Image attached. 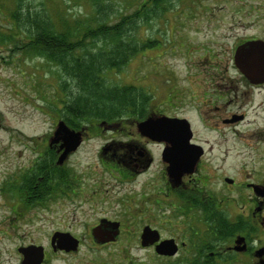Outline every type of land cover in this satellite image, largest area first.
Returning <instances> with one entry per match:
<instances>
[{"label":"flooded vegetation","instance_id":"af4514ba","mask_svg":"<svg viewBox=\"0 0 264 264\" xmlns=\"http://www.w3.org/2000/svg\"><path fill=\"white\" fill-rule=\"evenodd\" d=\"M204 1L180 0L176 9L173 2L165 9L173 20L167 19L165 31L172 28V34L164 52L179 51L184 70L175 77L164 68L162 87L154 84L146 109L136 103L111 119L98 113L77 119L72 106L68 122L57 119L53 133L33 140L34 160L0 188L9 229L34 211L73 207L84 222L94 221L85 236L96 245L126 235L151 253L154 264H264V0ZM147 120L173 127L166 124L157 140L139 130ZM60 121L82 134L67 154L65 141L54 135ZM125 124L127 134L103 136ZM100 137L98 151L81 152ZM80 157L99 164L88 168L92 164ZM111 181L119 187L114 194ZM114 203L121 205L118 214L97 218L81 211ZM61 233L83 238L53 231L52 251L70 254L51 245ZM30 245L41 246L21 243L18 264L24 261L20 249Z\"/></svg>","mask_w":264,"mask_h":264},{"label":"rangeland","instance_id":"374dc122","mask_svg":"<svg viewBox=\"0 0 264 264\" xmlns=\"http://www.w3.org/2000/svg\"><path fill=\"white\" fill-rule=\"evenodd\" d=\"M102 1L110 6L106 10L109 15L106 20L111 26H115L121 19L135 14L143 0ZM179 1H173L175 9L178 7ZM204 4L211 5L212 1L205 0ZM95 10L91 0H0V36L4 35L7 38L4 41L0 40L1 189L7 180H12V178L16 180L21 173L19 171L23 170L24 166H27L36 157L30 150L33 148V140L38 137L44 138L53 133L57 119L69 121L67 118L70 116L71 100L78 92L76 80L64 72L63 66L40 54L38 51L41 49L32 45L25 30L18 29L20 27L15 17L16 12L21 13L17 18L22 19L24 16L23 23L33 20L37 14L40 15L43 22H48L50 17L51 21L57 23V28L54 29L56 34L69 24L73 29L71 43L74 46V54L72 55L80 57L88 53L87 50H109V43L106 40L97 39L96 42L92 40L95 30L93 28L98 24L97 19H100ZM168 15H162L148 23L143 19L137 30H131L123 35L126 44L136 47L138 44L141 47L140 50L136 54H132L128 62L119 69H109L101 75L104 85L129 87L139 94L136 101L142 106L141 109L147 108L148 94L150 95V92L153 91L155 83L159 86L164 68L169 67V71L175 77H178L184 70L183 58L179 51L164 52L165 45L171 44L172 28H169V34L165 30L167 19L173 20V18ZM178 19L181 20L180 17ZM79 21L83 24L77 28ZM78 37L83 38L77 41ZM152 39H157L156 42L160 43L155 47V50L146 49V47L143 49ZM76 43L78 46L75 47ZM159 87H162V84ZM155 94L158 99L161 91L155 90ZM93 107L89 106V108ZM128 107L133 108L131 105ZM97 109L93 108L92 110ZM75 110L81 111L78 108ZM124 126L123 131L103 130V136L109 139L112 136L125 135L130 132V129L126 124L122 127ZM100 139L103 137L96 138L100 141L98 145L94 144V146L89 142L81 152L98 151L102 144ZM80 159L85 165L92 164L88 168L99 164L94 158L86 160L84 157H80ZM108 189L114 194L113 189L117 192L119 187L115 181H111ZM5 196L4 192L0 191V264H18L17 247L21 243H35L44 246L48 251L46 264L155 263L152 261L153 256L149 251L140 250L137 242L134 239L126 238V235L113 244L96 245L92 239L85 236L87 228L95 225L94 221L84 222L80 212L71 213L73 207H55L50 212L34 211L32 212L34 217L20 220L13 224L14 228L9 229V223L6 220L7 212L6 209L4 210V205L7 204ZM120 208L121 205L114 203V205L106 204L96 208L86 206L81 211L85 210L91 216L97 215L99 218L101 213L103 216L107 211L118 214ZM127 225L130 226V224ZM55 230H68L76 237L83 238L80 239L79 250L70 254L54 253L50 246V240Z\"/></svg>","mask_w":264,"mask_h":264},{"label":"trees","instance_id":"16d2710c","mask_svg":"<svg viewBox=\"0 0 264 264\" xmlns=\"http://www.w3.org/2000/svg\"><path fill=\"white\" fill-rule=\"evenodd\" d=\"M91 1L96 8L95 12L99 16V20H102L99 21L97 19L98 24L93 28L95 30L92 40L94 42L97 39L106 40L109 43V50H87L88 53L80 57L72 55L74 54V46L71 43L73 29L69 24L56 34L54 29L57 28V23L51 21L50 17L48 22H43L39 17L40 15L37 14L33 20L23 23V15L22 19L20 17L17 18L21 15L18 12L19 10L16 12L15 17L20 27L17 28L25 30L32 41V45L41 49L38 52L59 62L60 66H63L64 72L76 80L78 92L71 100L76 115L79 118L84 116L91 118L98 113L97 116L111 119L119 114L130 112L132 109L128 105L133 106L138 103L136 98L139 94H136L129 87L118 85L110 87L109 85H104L101 75L109 69H119L124 63L128 62L132 54L134 55L140 50L141 47L138 44L137 47L126 44L123 35L131 30H137L141 26L143 19L144 22L148 23L150 20L153 21L155 18L162 16L165 9L168 8L169 3H172L174 0H143L135 14L121 19L115 26H111L106 20L109 18L106 10L110 6L102 0ZM82 24L79 21L77 28ZM0 37L1 41L7 39L4 35ZM82 38L78 37L76 39L80 41ZM151 42L149 40L143 49L145 47L146 49L151 48L153 46ZM76 46H78L77 43ZM89 106H94L93 108L98 109L94 111ZM75 108L81 111H76ZM79 112L80 114H78Z\"/></svg>","mask_w":264,"mask_h":264},{"label":"water","instance_id":"95a60500","mask_svg":"<svg viewBox=\"0 0 264 264\" xmlns=\"http://www.w3.org/2000/svg\"><path fill=\"white\" fill-rule=\"evenodd\" d=\"M167 122L162 120L160 123H154L150 120L144 121L139 123L138 127L139 130L142 132V134L152 137L157 140H163V133L162 130L166 127ZM173 123L170 125L167 124V127L172 128ZM55 137L62 138L66 143V154L73 151L78 142L77 141L74 145V148L71 147L73 144L72 139H82V134L80 132H74L70 130V128L66 125L64 121H60L58 124V128L55 132ZM174 146L173 151L178 152L179 151V143L175 140L171 142ZM102 230L101 228H95L94 229V235L100 236ZM150 238L148 232L146 231L143 236V240L148 241ZM98 243H103L106 241H102L101 239H97ZM52 246L54 247V250H64L66 252H75L78 250L79 247V241L75 239L72 235L68 233H61V234H55L52 238ZM20 252L24 255V261L22 264H42L44 259V248L42 246H35L30 245L26 248H21ZM165 247L162 246L160 249V253H164Z\"/></svg>","mask_w":264,"mask_h":264}]
</instances>
